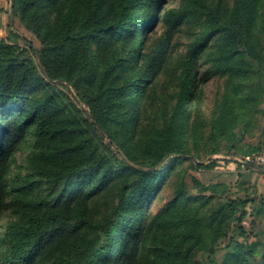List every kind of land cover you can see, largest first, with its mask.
Returning a JSON list of instances; mask_svg holds the SVG:
<instances>
[{
    "label": "trees",
    "instance_id": "1",
    "mask_svg": "<svg viewBox=\"0 0 264 264\" xmlns=\"http://www.w3.org/2000/svg\"><path fill=\"white\" fill-rule=\"evenodd\" d=\"M235 1L223 10L185 0L162 15L166 0H12L41 48L33 57L0 39V205L18 149L36 141L31 172L11 191L18 216L6 228L0 264H264V241L229 238L234 230L247 237L249 200L219 203L180 189L150 214L189 151L200 85L227 78L214 120L224 134L249 126L264 100V11L260 0ZM194 19L202 30L172 68L173 100L155 106L143 125L172 36ZM159 21L166 36L144 54ZM203 55L212 66L202 75L193 61ZM103 194L109 205L96 217L92 203Z\"/></svg>",
    "mask_w": 264,
    "mask_h": 264
},
{
    "label": "rangeland",
    "instance_id": "2",
    "mask_svg": "<svg viewBox=\"0 0 264 264\" xmlns=\"http://www.w3.org/2000/svg\"><path fill=\"white\" fill-rule=\"evenodd\" d=\"M184 1L166 0L161 14L179 9ZM209 1L220 3L223 10H227L236 2L235 0ZM260 10L264 11V0H260ZM202 26L199 19H194L173 34L170 58L165 63V71L159 78L153 100L151 102L149 100L150 103L147 102L143 125L152 119L151 113L155 106L173 100L169 93L177 86L179 72L172 68L176 67L181 56L186 54L201 32ZM166 32L165 22H157L148 33L142 52L150 53L166 36ZM0 39L28 49L33 57L37 56V51L41 48L39 40L24 27L18 17L14 16L12 0H0ZM109 50L112 51V49ZM193 66L203 75L212 66L211 58L203 55L201 62L194 59ZM226 81L227 78L216 76L200 85L199 99L194 109L192 127L187 138L189 151L185 154V159L177 165L175 172L169 176L167 183L154 195L150 202V214L156 215L176 196L180 189L190 198L199 195L212 196L219 203L232 199L249 200L247 216L242 221L247 237L241 238L234 230L229 238L243 242L246 240L248 243L257 239L264 241V162L251 163L257 157L264 159V100L258 104L257 113L253 115L249 126L246 127L242 122L230 134H224L223 131L215 128L214 120L216 119V107L226 90ZM158 94H160V99H158ZM82 108L87 110L84 106ZM246 118L244 117V120ZM100 136L103 139L102 144L108 146L111 155H116L117 159H121V153L119 150L116 151L115 146H111L107 136L102 133ZM35 142L34 139L29 138L22 144L17 151L15 161L10 166L9 174L3 180L6 187L3 203L0 205V252L6 247L4 242L6 228L17 220L18 216L17 208L12 203L14 195H11V191L22 184L23 179L31 172L30 157L34 151ZM138 156L141 158L140 155ZM162 161L160 166L167 165L164 159ZM129 164L132 165V163ZM203 188L206 190L202 192ZM108 205L109 195L99 196L92 203L93 214L99 217ZM226 244L227 241H222L221 247ZM261 256L262 252L251 260L259 262ZM42 264L48 263L43 262ZM139 264H142V261Z\"/></svg>",
    "mask_w": 264,
    "mask_h": 264
},
{
    "label": "built area",
    "instance_id": "3",
    "mask_svg": "<svg viewBox=\"0 0 264 264\" xmlns=\"http://www.w3.org/2000/svg\"><path fill=\"white\" fill-rule=\"evenodd\" d=\"M261 162H264V159L261 157H259V158L257 157L256 159L252 160L251 163H261Z\"/></svg>",
    "mask_w": 264,
    "mask_h": 264
}]
</instances>
